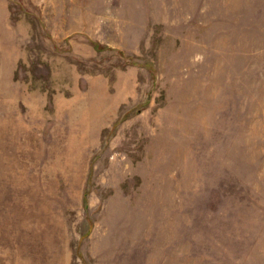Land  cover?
I'll list each match as a JSON object with an SVG mask.
<instances>
[{
	"label": "rangeland",
	"instance_id": "1",
	"mask_svg": "<svg viewBox=\"0 0 264 264\" xmlns=\"http://www.w3.org/2000/svg\"><path fill=\"white\" fill-rule=\"evenodd\" d=\"M0 264H264V0H0Z\"/></svg>",
	"mask_w": 264,
	"mask_h": 264
}]
</instances>
